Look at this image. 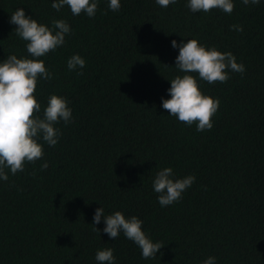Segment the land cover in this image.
I'll use <instances>...</instances> for the list:
<instances>
[{"label": "trees", "instance_id": "trees-1", "mask_svg": "<svg viewBox=\"0 0 264 264\" xmlns=\"http://www.w3.org/2000/svg\"><path fill=\"white\" fill-rule=\"evenodd\" d=\"M56 0H0V63L10 55L31 58L11 14L52 28L65 20L71 33L40 57L52 74L39 78L35 97L43 117L51 95L64 97L72 122L56 124L62 135L24 171L0 179V264H100L98 250L112 248L114 264H264V0L235 5L229 15L193 13L188 0L161 7L156 0H98L94 17L74 16ZM242 26L243 31L230 26ZM196 39L231 52L245 66L226 83L196 76L204 95L219 99L211 130L198 132L162 107L170 99L179 48ZM81 56L83 69L69 70ZM77 72H82L78 75ZM46 170H41L43 163ZM170 167L174 179L196 177L179 201L161 207L153 180ZM143 221L142 230L164 245L155 258L121 232H103L95 210ZM100 229V233L95 230Z\"/></svg>", "mask_w": 264, "mask_h": 264}, {"label": "clouds", "instance_id": "clouds-1", "mask_svg": "<svg viewBox=\"0 0 264 264\" xmlns=\"http://www.w3.org/2000/svg\"><path fill=\"white\" fill-rule=\"evenodd\" d=\"M176 2L177 0H156L159 6L165 8ZM241 2L256 5L260 0ZM65 5L74 16L85 13L88 17H94L98 0H56L52 7L59 11ZM120 7V0H110L109 8L112 11H118ZM187 7L193 13L219 9L230 15L235 5L233 0H188ZM9 22L17 26V36L27 42L26 49L31 58L10 55L0 63V179L5 181L8 180L5 169L15 175L24 171L25 163H35L43 157V145L38 142L40 139L53 147L58 143L62 133L55 127L56 124L60 121L64 124L72 122V109L66 98L51 95L41 118L38 115L41 104L35 97L38 79L52 78L44 61L39 58L64 45L65 36L71 33L70 25L65 20H53L50 29L27 16L23 8L15 10ZM230 28L243 31L239 25H232ZM171 43L173 48H179L175 67L184 74L171 79V87L168 89L171 98L162 99V107L178 121L189 126L195 124L198 132L211 130L212 118L219 109L220 101L204 95L192 73L198 74L200 80L209 84L226 83L230 79V71L243 74L245 66L237 63L231 52H221L215 47L206 48L196 39H188L186 43L180 44L173 40ZM85 65L86 61L79 55H73L67 62L70 71L83 69ZM47 168V162L41 165V170ZM173 177V169L166 167L157 172L153 180L152 187L159 194L158 202L161 207L179 201L182 193L196 179L194 175L176 179ZM102 217L106 225L103 232L113 240L122 232L141 249L144 259L155 258L164 247L160 242L154 243L145 234L142 230L143 221L136 216L126 218L120 211L105 215L103 207H99L95 210L92 225H98ZM95 230L100 233V229L95 227ZM113 251L112 248L98 250L95 258L100 264H114ZM202 264H216V258L210 256Z\"/></svg>", "mask_w": 264, "mask_h": 264}]
</instances>
